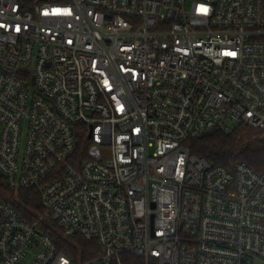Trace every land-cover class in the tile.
<instances>
[{
  "label": "built area",
  "instance_id": "built-area-1",
  "mask_svg": "<svg viewBox=\"0 0 264 264\" xmlns=\"http://www.w3.org/2000/svg\"><path fill=\"white\" fill-rule=\"evenodd\" d=\"M239 124L264 128V0H0V174L43 203L0 199V264H264V172L186 144Z\"/></svg>",
  "mask_w": 264,
  "mask_h": 264
},
{
  "label": "trees",
  "instance_id": "trees-1",
  "mask_svg": "<svg viewBox=\"0 0 264 264\" xmlns=\"http://www.w3.org/2000/svg\"><path fill=\"white\" fill-rule=\"evenodd\" d=\"M87 131L88 127L85 126L78 135V147L72 159L76 165H80L88 155L90 140ZM186 144L192 152L205 156L214 164L232 167L237 161H245L256 170L264 172V128L239 124L231 132L214 130L190 139ZM0 199L16 207L29 222L37 220L43 210L41 195L36 187L16 191L8 186L3 177L0 180ZM40 228L50 233L59 248L76 260H86L100 252L94 242L64 237L51 222L42 221Z\"/></svg>",
  "mask_w": 264,
  "mask_h": 264
},
{
  "label": "rangeland",
  "instance_id": "rangeland-1",
  "mask_svg": "<svg viewBox=\"0 0 264 264\" xmlns=\"http://www.w3.org/2000/svg\"><path fill=\"white\" fill-rule=\"evenodd\" d=\"M24 130H26L25 128H24ZM88 132V131H87ZM1 177H2V175L0 174V180H1ZM58 231V230H57ZM58 233H60V231H58Z\"/></svg>",
  "mask_w": 264,
  "mask_h": 264
},
{
  "label": "water",
  "instance_id": "water-1",
  "mask_svg": "<svg viewBox=\"0 0 264 264\" xmlns=\"http://www.w3.org/2000/svg\"><path fill=\"white\" fill-rule=\"evenodd\" d=\"M91 135H92V133L90 132V133H89V136H91Z\"/></svg>",
  "mask_w": 264,
  "mask_h": 264
},
{
  "label": "snow or ice",
  "instance_id": "snow-or-ice-1",
  "mask_svg": "<svg viewBox=\"0 0 264 264\" xmlns=\"http://www.w3.org/2000/svg\"><path fill=\"white\" fill-rule=\"evenodd\" d=\"M205 11H206V9H205Z\"/></svg>",
  "mask_w": 264,
  "mask_h": 264
}]
</instances>
